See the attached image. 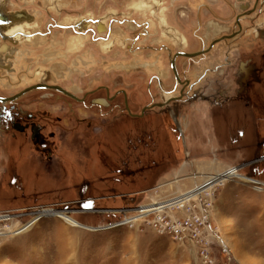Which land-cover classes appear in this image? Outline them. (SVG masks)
I'll list each match as a JSON object with an SVG mask.
<instances>
[{
    "label": "rangeland",
    "instance_id": "rangeland-1",
    "mask_svg": "<svg viewBox=\"0 0 264 264\" xmlns=\"http://www.w3.org/2000/svg\"><path fill=\"white\" fill-rule=\"evenodd\" d=\"M6 1L26 12L23 27L34 37L0 44V97L38 84L90 96L81 105L45 89L17 102L45 113L55 143L43 148L0 126V212L19 214L20 226L37 217L31 213L53 209L2 243L0 264H206L196 241L163 235L152 222H124L139 206L179 196L233 167L264 183V41L250 32L242 42L250 48L241 53L236 44L229 56L222 44L206 56L179 58L180 75L206 98L174 105L178 118L173 106L142 111L179 94L173 55L210 48L255 0ZM139 2L147 13L133 7ZM251 18L264 31V11ZM240 54L253 61L238 66ZM105 88L118 96L111 103ZM203 198L228 251L210 238L213 264H264V190L235 179ZM185 213L164 216L180 220Z\"/></svg>",
    "mask_w": 264,
    "mask_h": 264
},
{
    "label": "flooded vegetation",
    "instance_id": "flooded-vegetation-1",
    "mask_svg": "<svg viewBox=\"0 0 264 264\" xmlns=\"http://www.w3.org/2000/svg\"><path fill=\"white\" fill-rule=\"evenodd\" d=\"M145 5H146L145 2L133 3V7L136 10L141 11L142 13H147ZM243 9L245 11L239 13L235 17L231 29L227 30V33L221 35L220 37L213 39L211 41V45L214 43V46L212 47V49L208 53H206L202 56H206V55L210 54L215 48H217L219 45H222V44L227 45L230 48L228 51L229 56L231 54L230 51H232L231 47L236 46V44H238V49H236V50H239V52L241 53L240 50L242 49L243 46H244V48H248V47L250 48V46L247 44V41H245V43H242L243 40L250 34V32H252L251 34H253V33L255 34L256 39H258V40L260 39L261 42L264 41V31H262L260 29L258 30V28L254 29L253 24H255V22H252L254 20L251 18V16H253L254 14L259 15V14L263 13V11H264V0H255V3L253 4V6H249L247 8L243 7ZM246 21H249V25L244 24ZM93 22H95V21L92 20V23ZM103 22H104V20H103ZM103 22H101L100 25ZM165 23L166 22L163 21V25H165ZM16 24H22V25L29 24L28 18L25 20L23 19L20 21L13 22V24L10 27H7L5 29H2L0 27V42H1L0 44L2 46L8 45V44H6L8 42L9 43H17V42L24 43L25 41H27V39H30V38L33 39L34 35H32V33L29 32V29H31L32 27L29 28V27L18 26V28L17 27L15 28ZM94 24H96V22ZM107 28H108V25H107ZM107 28L102 27V26L100 27L101 30H103V29L106 30ZM163 28H164V26H163ZM214 29H216V32L219 33L223 30V27L214 23ZM79 37H83V36L79 35ZM177 38H178V40L181 38L182 41L184 38L185 41H183V42H187L186 38L184 36L180 37L178 34L175 33V39L177 40ZM4 42H6V43H4ZM104 42H106V41H104ZM208 49L209 48H206L203 51L208 50ZM177 53H182V52H177ZM175 55H173V57L170 60L171 65H172V61H173V58ZM240 55H241L240 58L234 59V61H237L238 66L242 65L243 63L244 64L245 63H251L250 61H253V59L242 58L243 54H240ZM202 56H200V57H202ZM179 58H185V57H181V56L177 57V59L175 61V66H176V62L178 61ZM171 70L173 72V77H174V81H175L173 88H176L175 91L178 90L179 94L175 97L171 96L164 103H159V104L154 103L151 106L146 107V108H147V110H151L154 108L166 109V108H170L171 106H173V109H172L173 114H175L178 118L179 117L178 115L180 113V107L179 106L174 107V105H178L179 103H182L184 100H186L189 97H191L193 99H200V98L205 99L206 97L204 95H200V91L198 92V91L194 90L195 85L191 82L190 79L183 78L180 75L177 66H176V70L178 73V78L175 75L173 66L171 67ZM244 81H246V77H245V79H243V82ZM252 81H256V80H252ZM248 82L250 83V81H248ZM26 89H24V90H26ZM41 90H45V89H38V90H34V91H41ZM23 91H20L19 93L11 95V96L0 97V99L13 98V97L19 95L20 93H22ZM101 91L105 92V94H106L105 100L108 103L113 102L118 97V96L110 97L109 96V90L107 88L101 89ZM240 92H242V90ZM29 93H31V92H29ZM29 93H27V94H29ZM27 94L23 95L22 97L14 100V101H8L6 103L0 101V126H2L4 128V130L7 132L12 131L16 134L18 133L20 135L26 136L27 139H29L30 142L32 143V145H34V146H38V147L43 148L47 145L55 143V134L54 133L46 134L48 131V126L44 123V118L46 117L45 113L44 112L33 113V112L29 111V109H27L25 105L17 103L21 98H23ZM122 94L125 97L124 91ZM88 96H90V95H85V96H83L81 98H77V99H72L70 97L69 98L72 99L73 101L83 105V104H86ZM126 97H125V104H124L125 108L130 115L136 117V115H133L131 113L129 105H128V100L126 99ZM41 98H45V96L42 95ZM193 99H191L190 101H192ZM159 105H163V106H159Z\"/></svg>",
    "mask_w": 264,
    "mask_h": 264
},
{
    "label": "built area",
    "instance_id": "built-area-1",
    "mask_svg": "<svg viewBox=\"0 0 264 264\" xmlns=\"http://www.w3.org/2000/svg\"><path fill=\"white\" fill-rule=\"evenodd\" d=\"M235 179H242L245 183L252 186L256 191L264 190L263 182L254 180L252 178L243 177L239 174V168L233 167L226 170L225 172L207 176L206 180H204L202 184L194 186L192 189L187 190L185 193H182L179 196L166 199L164 201L153 202L147 205L139 206L135 209L137 215L130 219H127L124 223L130 222L135 225L138 221H146L147 223L152 222L153 225L155 224L159 232L163 235H168L171 238L182 243L189 240H191L192 242L196 241V244L199 246V254L201 258L204 259L206 264H213L214 260L210 256V244L207 243L209 242L208 240L210 238L216 239V241L221 243L222 247L224 248L222 249V253H227L228 251L221 242L219 231L217 229H214V227H212L210 224L212 203L203 198V195L205 194L207 196H210L211 193L217 188ZM191 192H196V195L189 201H186L182 204L169 205L160 209H156L155 207V205L176 200L178 198H181L183 195ZM159 207L160 205L158 206V208ZM46 209L48 208H42L40 212L31 213V215L34 214L37 217L32 219L30 222L22 224L20 226L14 224L16 218L20 217L19 214H14L12 212H0V246L8 238L26 232L36 222L43 219L42 216H39V214ZM146 210L150 211L143 212ZM173 210H183L186 212V216L180 220H175L173 216L170 217L168 215V218L164 216V214L167 215L168 213L173 215ZM28 214L30 213L28 212L27 214L21 215L24 216ZM151 217L153 218L151 219ZM121 225L122 224H117L116 226L119 227Z\"/></svg>",
    "mask_w": 264,
    "mask_h": 264
},
{
    "label": "water",
    "instance_id": "water-1",
    "mask_svg": "<svg viewBox=\"0 0 264 264\" xmlns=\"http://www.w3.org/2000/svg\"><path fill=\"white\" fill-rule=\"evenodd\" d=\"M213 46H214V43L211 45V47L208 50L200 51V52H197V53H191V54H188V53H177L174 56L173 61H172V66H173V69H174V72H175V75L177 76V78H178V73H177L176 66H175V61H176L177 57L181 56V57L190 58V59L197 58V57H200V56L208 53L212 49ZM38 89H48V90L58 91V92L66 95V96H68V97H70L72 99H77V97L75 95H73L72 93H70L69 91L63 89L60 86H56V85H46V84H38V85L32 86L30 88H27L22 93H20L19 95L15 96L13 98H10V99H0V101H2L4 103H6L8 101H14V100L22 97L23 95H25V94H27L29 92H32L34 90H38ZM124 94H125V97H126V92L125 91H124ZM159 106H163V105H159ZM146 110H147V108H145L143 110L142 115H144V113H145Z\"/></svg>",
    "mask_w": 264,
    "mask_h": 264
},
{
    "label": "crops",
    "instance_id": "crops-1",
    "mask_svg": "<svg viewBox=\"0 0 264 264\" xmlns=\"http://www.w3.org/2000/svg\"><path fill=\"white\" fill-rule=\"evenodd\" d=\"M9 5H13V2L0 0V27L5 29L10 27L13 22L25 20L28 18V15L25 11L18 10L15 11L14 9H9ZM18 26L23 27L22 24H16L15 28Z\"/></svg>",
    "mask_w": 264,
    "mask_h": 264
},
{
    "label": "bare ground",
    "instance_id": "bare-ground-1",
    "mask_svg": "<svg viewBox=\"0 0 264 264\" xmlns=\"http://www.w3.org/2000/svg\"><path fill=\"white\" fill-rule=\"evenodd\" d=\"M196 195V194H195ZM186 194L185 195H183V198L185 199L186 198ZM194 197V196H193ZM193 197H191V198H193ZM191 198H189L188 200H183V201H180L179 203H176V204H182V203H184V202H186V201H189ZM179 199V198H178ZM178 199H176V200H178ZM174 201V200H173ZM176 204H174V205H176ZM160 205V204H159ZM159 205H155V207H156V209H160V207H162V206H160L159 208H158V206ZM47 210H52V209H46L45 211H47ZM57 211H59V210H57ZM147 211H150V210H146V211H143V212H147ZM44 212V211H43ZM43 212H41L40 214H42ZM39 214V216H41ZM42 218H43V216H42ZM45 218V217H44Z\"/></svg>",
    "mask_w": 264,
    "mask_h": 264
},
{
    "label": "snow or ice",
    "instance_id": "snow-or-ice-1",
    "mask_svg": "<svg viewBox=\"0 0 264 264\" xmlns=\"http://www.w3.org/2000/svg\"><path fill=\"white\" fill-rule=\"evenodd\" d=\"M85 207H87V205H85Z\"/></svg>",
    "mask_w": 264,
    "mask_h": 264
}]
</instances>
